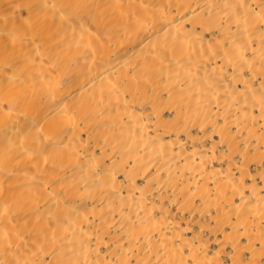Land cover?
<instances>
[{"label":"bare ground","instance_id":"6f19581e","mask_svg":"<svg viewBox=\"0 0 264 264\" xmlns=\"http://www.w3.org/2000/svg\"><path fill=\"white\" fill-rule=\"evenodd\" d=\"M0 264H264V0H0Z\"/></svg>","mask_w":264,"mask_h":264}]
</instances>
